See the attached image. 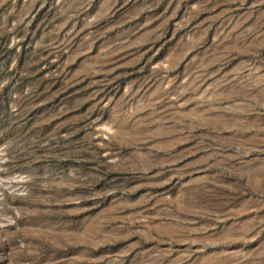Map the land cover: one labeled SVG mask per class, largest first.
I'll return each instance as SVG.
<instances>
[{"label":"rangeland","instance_id":"1","mask_svg":"<svg viewBox=\"0 0 264 264\" xmlns=\"http://www.w3.org/2000/svg\"><path fill=\"white\" fill-rule=\"evenodd\" d=\"M0 264H264V0H0Z\"/></svg>","mask_w":264,"mask_h":264},{"label":"bare ground","instance_id":"2","mask_svg":"<svg viewBox=\"0 0 264 264\" xmlns=\"http://www.w3.org/2000/svg\"><path fill=\"white\" fill-rule=\"evenodd\" d=\"M166 143V142H165ZM172 143V142H171ZM166 144H168V143H166ZM139 159V158H138ZM133 201V200H132ZM93 228V227H92ZM104 232V231H103Z\"/></svg>","mask_w":264,"mask_h":264}]
</instances>
